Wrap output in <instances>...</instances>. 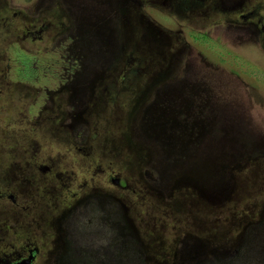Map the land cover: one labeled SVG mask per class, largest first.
Returning a JSON list of instances; mask_svg holds the SVG:
<instances>
[{
	"label": "flooded vegetation",
	"instance_id": "1",
	"mask_svg": "<svg viewBox=\"0 0 264 264\" xmlns=\"http://www.w3.org/2000/svg\"><path fill=\"white\" fill-rule=\"evenodd\" d=\"M43 2L28 19L23 40L46 35L57 42L64 59L54 62L49 76L47 71L37 76L50 84V87L37 89L38 94L43 92L47 96L43 97L45 102L37 120L41 126L48 124L53 130L70 128L76 145L81 143L80 134L88 132L87 114L107 109L114 123L122 119L128 121L125 133L129 130L131 133L127 141L133 139L135 130V138L145 136L147 140L145 145H134L133 151L128 149L129 180L134 177L137 184L146 189L149 180L144 178L143 170L157 173L159 184L151 189L160 193V198L164 196L163 190L173 191L168 197L174 199L164 203L171 208L176 200L183 198L186 202L196 198L194 188L175 187L174 181L182 173L177 169L182 168L183 163L194 162V153L199 148L204 150L203 156L207 152L213 157L214 165L220 170L230 168L229 151L213 152L199 147L197 139L201 131L198 122L208 128L212 126L210 133L216 138L224 136L229 116L211 111L212 99L199 101L200 97H194L205 83L199 76H195L194 81L190 76L173 75L182 54L168 40L176 32L175 22L166 14L162 20L173 28L161 24L163 21L156 20L148 10L152 9L149 4L161 13L164 12L160 10L171 9L191 16L201 12L210 17L220 15L233 19L228 25L232 36L254 46L262 43L264 49V0H47V6L42 7ZM140 9L159 22L156 23L161 29L151 33ZM22 14L18 13L23 17ZM123 15H127V20ZM160 35L168 39L157 37ZM60 66L62 75H59L61 71H56ZM74 88L82 90L79 98L74 97ZM168 88L173 91L169 95ZM257 136L238 138L246 142L243 144L246 152L239 157L251 166L260 162L263 167L258 164V173L264 178V138ZM76 148L81 153L90 150L83 144ZM121 148L115 139L113 150ZM26 165L8 168V182L0 184L25 186L23 189H29L34 200L40 185L34 168L48 172L51 167ZM165 169L168 178L159 173ZM213 178H220L219 170L214 172ZM111 182L119 189H129V181L122 174L111 176ZM94 191L85 192L83 196L71 194L62 202L52 199V195L40 208L34 202L31 215L30 210L20 205L16 194L0 193V202L6 200L9 208L22 209L16 215L5 206L0 210V249H10L7 253L0 251V264H19L32 257L33 264H185L188 258L194 261V258L207 256V252L195 255L190 252L191 244L185 240L193 239L194 234L185 236L184 240L170 236L168 239L172 242L164 239L159 242L152 238L149 226H144L139 213L126 209L124 204L130 202L128 197L103 196ZM197 199L200 202L198 195ZM203 208L207 213L216 214L207 203ZM225 216L228 221L230 215ZM29 230H35L37 235L27 234Z\"/></svg>",
	"mask_w": 264,
	"mask_h": 264
},
{
	"label": "rangeland",
	"instance_id": "2",
	"mask_svg": "<svg viewBox=\"0 0 264 264\" xmlns=\"http://www.w3.org/2000/svg\"><path fill=\"white\" fill-rule=\"evenodd\" d=\"M42 1V7H46L47 0H0V11L3 12L0 15V182H8L6 171L14 165L19 168L27 167V163L32 167L46 165L50 166L51 170L44 172L40 168H34L36 179L40 180L34 200L30 197L29 189H23L25 186L20 188L17 183L8 186L0 184V193L16 194L18 202L30 210V215L34 202L40 208L52 195V199L59 202L71 194L78 193L83 196L85 192L94 190L103 196L116 194L120 198L128 197V202L131 203L124 204L126 209L139 213L144 226H149L153 239L159 242L164 239L170 243L173 241L168 239L170 236L184 240L185 236L194 234L193 239L185 240V243L191 244L190 252L193 255L197 252L208 254L205 258H194V261H189L188 258V262L184 261L185 264H244L242 257L248 253L255 254L260 251L263 255L264 225L262 226L261 222L264 223V178L256 175L254 165L251 166L240 159V154L246 152L243 145L246 142L238 139L241 135L249 138V135L254 134L258 135V139L264 138L262 43L254 46L238 41L228 30L229 22L233 19H225L220 15L210 17L201 12L191 16L171 9L160 10L164 12L161 13L149 4L152 9L148 10L156 20L163 21L161 24L173 28L162 20L166 14L175 22L176 32L171 34L169 39L164 35L157 36L168 39L172 47L182 53L178 61L180 72L177 70L173 75L190 76L194 81L195 76H199L205 83L201 86L203 89L199 88L195 92L194 97H200L199 101L204 100L203 98L212 99L211 111L214 110L217 115L225 113L229 116V122L224 126V136L216 138L210 133L214 129L210 126L199 131L197 137L199 147L211 149L213 152L229 151L230 168L214 169L215 172H221L225 191L211 195L207 185L208 191L202 198V189L194 188L196 198L186 202L183 198L176 200L175 203L178 204L174 203L171 208L164 203L174 199L168 197L173 191L163 190L164 198L161 199L158 196L161 194L151 189L159 184L157 173L143 170L144 178L149 180L146 189L137 184L134 177L132 181L129 180L130 166L126 161L129 159L128 149L132 150L136 144L145 145L147 140L145 136L135 138V130L133 139L127 141L131 133L129 130L126 134L125 126H129L128 121L122 119L114 123L107 109L87 114L88 132L80 134L81 143L76 145H87L90 149L88 153H81L76 148L70 128L53 130L48 124L41 126L42 124L37 122L45 102L43 97H47L43 92L38 94L37 89L50 85L37 76L43 72L42 69L46 72L52 67L56 60L64 59L57 42L46 35L23 40L25 27L29 25L28 19L36 14ZM19 12L24 14L23 17L18 15ZM140 12L145 15L151 33L160 28L157 25L159 22L152 19L150 14L142 9ZM123 16L127 20V15ZM19 52L32 57L37 71L35 78H20L18 71H21L22 67L18 61L22 57ZM61 68L56 67V71L60 72ZM59 75H62V71ZM167 92L168 95L172 93V88H168ZM115 139L122 146L119 150H113ZM117 146L119 147V144ZM206 157L213 159L210 155ZM208 166H211L210 162ZM120 174L129 181L128 190L119 189L111 182V176ZM181 178L178 175L176 179ZM206 203L213 206L216 213L211 214L214 216L210 218H202L203 205L206 206ZM3 206L7 207L12 215L22 210L9 208L6 200L0 202V210ZM225 215H230L228 221L225 220ZM26 233L37 235L35 230ZM6 251L10 252V249H6L5 253ZM247 264H264V259Z\"/></svg>",
	"mask_w": 264,
	"mask_h": 264
},
{
	"label": "water",
	"instance_id": "3",
	"mask_svg": "<svg viewBox=\"0 0 264 264\" xmlns=\"http://www.w3.org/2000/svg\"><path fill=\"white\" fill-rule=\"evenodd\" d=\"M110 29V26H109ZM110 42V41H109ZM80 81V80H79ZM80 88H74V97L79 98L80 93H81ZM198 124L201 125L200 129L205 130V126L202 125L201 122H198ZM204 150L202 148L198 149V152L194 153V162H188V163H183L181 165L182 168L177 169L178 172L182 171V173L179 175L182 178L181 179H176L174 181L175 187H192V188H199V190L202 189L201 191V197L204 198L206 196V191L210 190L211 195L214 193H219L220 191H225V187L223 186V180H222V175L220 173V178L214 179L213 174H214V169L217 168L215 166V162L212 158L206 157L208 156V153L205 152L203 156ZM201 155L203 157H201ZM188 157H191V153L188 154ZM208 162L211 163V166H208ZM180 166V164H178ZM214 165V167H213ZM166 171H159L162 177L168 178V170L165 169ZM187 173V174H183ZM191 175V176H190ZM117 183V180L114 181ZM209 186L208 190L207 187ZM264 214V211L263 213ZM264 221V219H263ZM261 225L263 226L264 223L261 222ZM258 226V225H257ZM260 240V238H259ZM258 244H260V241H258ZM264 259V254L262 255L260 251H257L255 254L253 252L248 253L245 258L242 259V263L247 264L249 262H256ZM19 264H33V257L29 258L27 260H24L20 262Z\"/></svg>",
	"mask_w": 264,
	"mask_h": 264
},
{
	"label": "trees",
	"instance_id": "4",
	"mask_svg": "<svg viewBox=\"0 0 264 264\" xmlns=\"http://www.w3.org/2000/svg\"><path fill=\"white\" fill-rule=\"evenodd\" d=\"M3 12L0 11V15L2 14ZM19 54L21 55L22 59H20V61L18 62H21V67H22V70L21 71H18L19 73V76L20 78L22 79H33L35 78V76L37 75V71H36V68L34 67V64H33V59L30 55L26 54V53H23V52H19ZM47 69V68H46ZM42 71L44 72L45 69H42ZM47 73H48V76L50 75V68L47 69ZM264 160V158H262ZM258 164L261 165L263 167V165L260 163V162H257L254 164V166L256 167V175H259L258 173ZM263 175L260 174V177H262ZM203 216L202 218H206L207 216L211 215V213H207V211L203 208ZM200 214V213H198ZM245 258L242 257V259Z\"/></svg>",
	"mask_w": 264,
	"mask_h": 264
}]
</instances>
